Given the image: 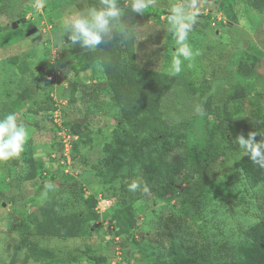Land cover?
<instances>
[{"label":"rangeland","instance_id":"1","mask_svg":"<svg viewBox=\"0 0 264 264\" xmlns=\"http://www.w3.org/2000/svg\"><path fill=\"white\" fill-rule=\"evenodd\" d=\"M223 1L235 20L225 13ZM171 2L157 0L144 15L126 11L118 26L132 35L140 68L169 75L175 47L166 29ZM86 3L95 0H0V118L12 110L27 130L20 156L0 161V264L24 263L25 254L17 249L23 237L62 264H90L86 253L102 258L100 264H119L117 259L162 264L172 247L207 264L224 262L220 248L243 242L245 231L264 221V185H246L235 168L242 158L239 147L202 110L210 98L213 105L227 106L233 120L264 125V8L256 10L246 0H197L198 22L189 34L196 55L173 75L176 85L162 102L163 118L178 142L175 153L187 165L168 202L157 196L158 184H147L139 174L112 184L102 176L104 147L114 140L121 110L101 62L82 71L78 56L90 50L72 46L63 32L66 15ZM22 19L26 23H19ZM239 87L246 89L241 104L234 100ZM78 123L84 127L81 138L73 133ZM64 135L73 140L69 153L62 147ZM30 159L37 164L31 179L32 166L24 163ZM133 182L135 191L129 187ZM90 197L112 201L90 237L42 238L31 227L24 229L27 218L49 200L69 213L83 210ZM129 205L135 221L117 234L110 217Z\"/></svg>","mask_w":264,"mask_h":264},{"label":"trees","instance_id":"2","mask_svg":"<svg viewBox=\"0 0 264 264\" xmlns=\"http://www.w3.org/2000/svg\"><path fill=\"white\" fill-rule=\"evenodd\" d=\"M246 1L256 10L264 8V0ZM225 3L222 2L225 13L230 19L235 20L236 17L229 14ZM126 11L134 14L131 10ZM78 62L82 71L88 70L95 62H101L114 102L121 110L114 140L104 147L107 156L104 167L107 171L102 176L106 183L112 184L121 178L130 180L134 175L139 174L147 184L160 186L157 191L159 198L171 201L176 179L187 166L186 158L175 153L178 142L172 140L171 126L163 118L162 113V102L176 85L177 77L140 68L136 62V51L132 40H123L118 34L113 40L101 44L98 49L81 53ZM240 71L248 73L243 65H240ZM245 97L246 89L239 87L234 100L241 104ZM20 101L22 103L24 98ZM202 111L214 116L231 144L236 143L235 137L239 134L247 137L250 131H264V125L253 124L249 119L233 120L227 106L213 105L210 98L205 100ZM10 113L14 112L11 110ZM82 127L80 123L75 124L73 133L80 137L83 134ZM256 139L259 140L260 137L257 136ZM76 141L72 149L74 158L79 152L78 145L82 140ZM235 147H238L237 143ZM24 163L27 168L32 166L29 178L31 179L36 173L37 164L32 159ZM235 168L245 178L249 188L256 189L264 185V168L253 164L247 157H242ZM97 199L87 198L83 210L69 213H63L56 201L49 200L37 213L27 218L24 229L28 230L31 227L33 235L42 238L66 240L90 237L96 233V224L100 219L96 212ZM135 214V210L129 205L111 215L110 221L118 229L117 234L130 230L131 224L135 221ZM244 236L245 240L241 243L223 245L218 253L225 255V261L216 264H264V221L246 230ZM17 249L25 254L23 264H28L30 261L50 264V261L56 259L51 251L39 247L37 243L26 237L20 239ZM85 258L90 264H100L102 260L92 253H86ZM55 261L54 264H62L57 259ZM162 264L207 263L172 247L168 261Z\"/></svg>","mask_w":264,"mask_h":264},{"label":"clouds","instance_id":"3","mask_svg":"<svg viewBox=\"0 0 264 264\" xmlns=\"http://www.w3.org/2000/svg\"><path fill=\"white\" fill-rule=\"evenodd\" d=\"M156 3L157 0H124L123 3L121 0H95V3H86L64 18V39L67 37L72 46L79 45L85 50L98 49L101 44L113 40L116 34L129 40L133 37L127 29L118 30L126 10L144 15ZM198 17L197 0H173L169 4L166 29L175 43L168 68L170 75H179L184 63L192 61L196 55L189 43V34L197 24ZM26 139L27 130L23 124L18 123L15 113L0 118V161L19 157L24 151ZM235 140L242 157L264 168V131H250L247 137L239 134ZM129 187L135 191L138 184L133 182Z\"/></svg>","mask_w":264,"mask_h":264},{"label":"built area","instance_id":"4","mask_svg":"<svg viewBox=\"0 0 264 264\" xmlns=\"http://www.w3.org/2000/svg\"><path fill=\"white\" fill-rule=\"evenodd\" d=\"M64 139L63 141V148L65 149V153H69L70 152V147L69 145L71 144V142L73 140H71V137H68L66 135L63 136ZM73 139V138H72ZM64 150L61 148V151ZM51 167V166H49ZM97 207H96V212L99 214L100 219L97 221V224L101 222V224L103 223V219H104V215L107 214V212L109 213L112 209V205H111V200L110 199H106V198H98L97 199ZM111 229H113V226L111 225ZM118 257H120V253H118ZM119 264H122L121 261H119V259H117V261Z\"/></svg>","mask_w":264,"mask_h":264},{"label":"water","instance_id":"5","mask_svg":"<svg viewBox=\"0 0 264 264\" xmlns=\"http://www.w3.org/2000/svg\"><path fill=\"white\" fill-rule=\"evenodd\" d=\"M19 23H26V20L25 19H22ZM19 23H14L13 24V26H14V28H16V27H18V25H19ZM37 32V30L36 29H34L33 31H31L30 33H29V35H32V34H34V33H36Z\"/></svg>","mask_w":264,"mask_h":264}]
</instances>
